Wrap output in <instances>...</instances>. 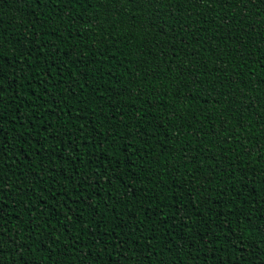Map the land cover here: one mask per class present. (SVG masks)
I'll return each mask as SVG.
<instances>
[{"label":"trees","instance_id":"16d2710c","mask_svg":"<svg viewBox=\"0 0 264 264\" xmlns=\"http://www.w3.org/2000/svg\"><path fill=\"white\" fill-rule=\"evenodd\" d=\"M0 264H264V0H0Z\"/></svg>","mask_w":264,"mask_h":264}]
</instances>
